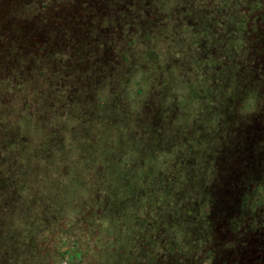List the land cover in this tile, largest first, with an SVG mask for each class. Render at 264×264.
<instances>
[{"label": "rangeland", "instance_id": "1", "mask_svg": "<svg viewBox=\"0 0 264 264\" xmlns=\"http://www.w3.org/2000/svg\"><path fill=\"white\" fill-rule=\"evenodd\" d=\"M260 12L264 0L10 1L0 264H61L72 248L78 264H252L227 238L264 220Z\"/></svg>", "mask_w": 264, "mask_h": 264}, {"label": "trees", "instance_id": "2", "mask_svg": "<svg viewBox=\"0 0 264 264\" xmlns=\"http://www.w3.org/2000/svg\"><path fill=\"white\" fill-rule=\"evenodd\" d=\"M10 1L12 0H0V20L3 19L4 14L9 10ZM30 15V13H29ZM258 15H264V12H260ZM259 26L264 27V19L258 18ZM142 92L139 91L138 95ZM264 186V184H262ZM227 242L235 246V250L242 249L245 256L252 262V264H264V220L256 219L255 223L251 226H247L237 234H230L227 238ZM62 250L59 255V263L61 264H78L81 261L80 255H82L75 248H72L71 252Z\"/></svg>", "mask_w": 264, "mask_h": 264}]
</instances>
